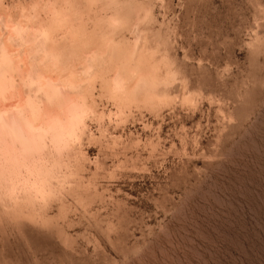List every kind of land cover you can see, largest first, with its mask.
Segmentation results:
<instances>
[{"label":"rangeland","instance_id":"374dc122","mask_svg":"<svg viewBox=\"0 0 264 264\" xmlns=\"http://www.w3.org/2000/svg\"><path fill=\"white\" fill-rule=\"evenodd\" d=\"M50 1L2 0L8 30ZM60 1L65 40L51 43L93 63L95 113L75 151L37 164H57L30 185L38 202L0 214V264H264V0Z\"/></svg>","mask_w":264,"mask_h":264},{"label":"bare ground","instance_id":"6f19581e","mask_svg":"<svg viewBox=\"0 0 264 264\" xmlns=\"http://www.w3.org/2000/svg\"><path fill=\"white\" fill-rule=\"evenodd\" d=\"M56 2L57 0L50 1L49 4L38 7V11L32 17L36 25L31 23V19L28 21L27 26L25 24L26 27H22L23 30L16 24L14 25L17 29L11 27L8 30V27L15 21L14 16L11 17L8 11L14 13L16 11L15 4L12 2L7 10L5 7L3 8L2 0H0V182H2L0 183V214L6 215L5 217H7L6 212L9 209L11 211L15 208L18 209V206L23 205V203L22 207L26 210L24 199L31 202L34 199L35 202H38L36 198L42 196L45 192L43 190L42 192L41 190L38 191L41 192L40 195L35 191L37 193L34 192L35 197H33L32 189L40 184L39 181L44 182L46 176L50 175L54 168L57 170V162L55 163L56 166L53 163L54 168L51 171L49 170L50 172L45 171L46 167L42 166L46 173L44 172L43 177H40L39 165L43 161L46 164L45 160L42 161L43 156L45 153L50 155L51 152H56L57 155L58 153L63 154L62 152L71 149L73 146L75 147V142L78 141L76 137L79 136L80 138V133H85V129L82 127L83 117L89 113H95L94 107L92 108L93 103H91V106L89 100L91 92L89 83L95 81L97 76V73L88 67L93 63L82 59L78 67L73 66L69 64L67 58L60 56L61 53L57 54L55 52L56 47L51 43L52 38L65 40L63 36L58 35L59 30H62V26L65 24L61 15L62 8L65 5L62 1L58 5H56ZM56 6L59 7L58 12ZM51 24L53 27L49 28ZM17 31L20 32L19 35L16 34ZM9 33H13L12 36L15 38L8 37ZM17 46H20V51H17ZM24 51L31 55L33 74L22 71L28 61L25 59L26 62H24V58L20 60L18 56H23ZM102 60H105V58ZM129 79H135L137 86L144 81H148L147 86L150 84L149 79H145V73L139 71H135V75ZM101 80L104 82H100L99 86L104 87L107 84L105 82L108 80V75L103 73ZM122 80L116 75L115 79L111 80L113 83L115 82V84H112L116 90H121L124 81ZM124 83L126 82L124 81ZM127 83L129 84V82ZM142 83L140 86H142ZM151 85L149 88L145 87V90L140 88L143 93L139 91L140 94L136 93V95V90L133 92L137 98L143 94L140 99L141 103L143 102L146 105L145 108L150 107L152 110L151 107L153 109L157 107L156 103L159 101L154 99V94V96H152V93L150 94ZM133 88L135 89V86ZM133 88L130 90L132 91ZM131 91L128 92L130 95L132 94ZM120 96H122L121 93ZM184 101L188 102V99H184ZM69 151L67 152L69 153ZM64 155L66 154L64 153ZM37 164H39V167ZM34 166H37L38 170L32 169ZM32 170L39 176H34ZM67 173L69 175L68 171ZM70 173L72 174V172ZM105 173L110 174L108 170ZM37 177L40 180L36 179ZM31 178L33 181H30ZM42 178H44L43 181ZM35 180L39 183L36 184ZM23 181L26 185L30 183L29 186H25ZM18 182H20V185L22 183L23 187L18 186ZM40 185L42 186V184ZM18 210H15V212ZM28 212L26 213L30 215ZM31 213L33 214L32 211Z\"/></svg>","mask_w":264,"mask_h":264}]
</instances>
